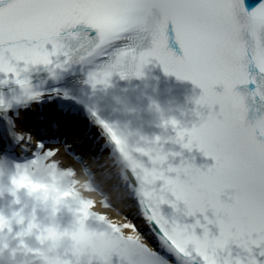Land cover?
I'll return each instance as SVG.
<instances>
[{"label":"snow or ice","instance_id":"snow-or-ice-1","mask_svg":"<svg viewBox=\"0 0 264 264\" xmlns=\"http://www.w3.org/2000/svg\"><path fill=\"white\" fill-rule=\"evenodd\" d=\"M170 31L182 56L169 48ZM153 62L202 89L199 123L171 118L164 127L175 132L172 143L214 164L205 170L195 157L165 151L160 136L130 147L101 121L130 161L128 187L155 242L128 217L113 224L100 214L109 229L98 233L104 254L114 264H264V0H0V89L14 85L35 99L33 70L55 74L74 65L93 88H107L114 76H143ZM9 111L0 92V151L11 140ZM12 184L48 190L26 170ZM92 208L83 203V221ZM6 223L0 215V231ZM126 229L136 235L124 236ZM89 235L83 227L73 234L77 249Z\"/></svg>","mask_w":264,"mask_h":264},{"label":"clouds","instance_id":"clouds-1","mask_svg":"<svg viewBox=\"0 0 264 264\" xmlns=\"http://www.w3.org/2000/svg\"><path fill=\"white\" fill-rule=\"evenodd\" d=\"M117 131L129 145L133 144L129 142L131 134L125 135L118 129ZM28 175L34 183H47L48 190L45 192L42 190L31 191L28 188L17 189L24 193L21 206H16L15 199L8 201L12 215L9 217L7 213L2 214L7 223L0 231V246H2L0 247V258L6 262L16 261L17 264H53L51 254L57 253L62 246V235H57L58 229L53 214L41 219L35 209L37 207L47 209L58 204L60 202L58 194L60 185L50 181L51 172L43 166L33 169ZM57 175H62V173L57 171ZM41 176L43 179L40 178ZM80 186L87 187L84 184ZM73 190L78 192L75 186H73ZM36 245L40 246L36 249L40 255H30Z\"/></svg>","mask_w":264,"mask_h":264},{"label":"bare ground","instance_id":"bare-ground-1","mask_svg":"<svg viewBox=\"0 0 264 264\" xmlns=\"http://www.w3.org/2000/svg\"><path fill=\"white\" fill-rule=\"evenodd\" d=\"M32 116H33V117H36L35 114H32ZM51 121H52V119H45V120H44V123H45V122H51ZM32 127H33V126H32ZM51 131H52V132H55V129H52ZM60 132H61V133H59L60 135H62V133H64L63 130H60ZM57 137H58V136H57ZM70 141H71V142L73 141V137L70 138ZM45 155H49V154H48V153H45ZM58 159H60V158H58ZM88 161H91V162H92V160L89 159V158L85 159V162H86L87 165L89 164ZM60 165H61V161H59V162H57V163H55V164H48L47 166L45 165V167H46V169H48L50 172H51V171H52V172H56V171L59 170ZM71 174H72V176H75V175H74L75 173L70 172V175H71ZM70 175H69V176H70ZM99 175H100V176H99ZM98 177H99V178L101 177V173H98ZM79 181H80L79 186H80L81 184L87 185L86 181H84V180H82V179H80ZM71 182L74 183L73 181H71ZM80 187H81V186H80ZM76 188L78 189V192H74V190H73V193H77V194H79V195L87 196V197H90V198L93 197V196L90 194V190H88V187H81L82 192L79 191V189H80L79 187H76ZM63 190L72 191V190L66 189L65 187H63ZM114 192H115V191H114ZM105 194H106V193H105ZM100 196H101V195H100ZM107 196L112 198V194H111V195H107ZM93 198H94V197H93ZM95 198H96V197H95ZM99 199H100V198H99ZM119 199H121V198H119ZM117 200H118V199H117ZM99 201H100V202H103V200H99ZM119 204H120V205H123V204H124L123 200H120V203H119ZM120 205H119V206H120ZM121 207H122V206H120V208H121ZM109 213L112 214L111 211H109ZM125 231L134 234L130 229H126Z\"/></svg>","mask_w":264,"mask_h":264}]
</instances>
